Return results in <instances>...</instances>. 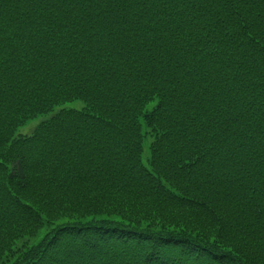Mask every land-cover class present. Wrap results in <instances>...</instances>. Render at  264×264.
Segmentation results:
<instances>
[{
	"label": "trees",
	"instance_id": "1",
	"mask_svg": "<svg viewBox=\"0 0 264 264\" xmlns=\"http://www.w3.org/2000/svg\"><path fill=\"white\" fill-rule=\"evenodd\" d=\"M0 264H264V0H0Z\"/></svg>",
	"mask_w": 264,
	"mask_h": 264
},
{
	"label": "rangeland",
	"instance_id": "2",
	"mask_svg": "<svg viewBox=\"0 0 264 264\" xmlns=\"http://www.w3.org/2000/svg\"><path fill=\"white\" fill-rule=\"evenodd\" d=\"M83 106V103L82 102H73V103H68L66 105V107L68 108H81ZM49 116L47 115H42V116H39L38 118L30 121L27 125L21 127L17 134L18 135H29L31 134L35 128L42 122L44 121L46 118H48ZM148 156H149V152H148V143L146 145V158L148 159Z\"/></svg>",
	"mask_w": 264,
	"mask_h": 264
}]
</instances>
